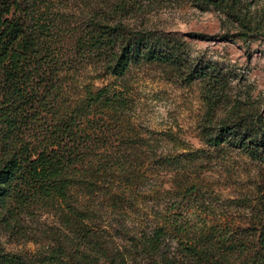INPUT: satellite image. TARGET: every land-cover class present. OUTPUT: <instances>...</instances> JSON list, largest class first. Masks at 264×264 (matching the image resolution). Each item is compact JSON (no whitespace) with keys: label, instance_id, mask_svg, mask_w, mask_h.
Masks as SVG:
<instances>
[{"label":"trees","instance_id":"trees-1","mask_svg":"<svg viewBox=\"0 0 264 264\" xmlns=\"http://www.w3.org/2000/svg\"><path fill=\"white\" fill-rule=\"evenodd\" d=\"M63 1L0 0V197H11L18 207H50L71 233L72 246L60 243L38 261L12 253L1 254L2 261L264 264V212L247 226L235 225L224 211L201 217L197 210L208 205L198 176L141 180L146 161L189 164L204 158L202 149L186 152L184 159L158 152V138L152 136L149 144L130 122L127 84L88 80L72 94L63 87L59 72L76 59L101 79L123 77L143 62L179 69L178 40L125 22L147 5L143 0H86V15L69 35L74 51L64 56L54 46L60 29L53 21L65 15L58 6ZM214 71L192 74L208 80L212 107L223 83ZM204 135L216 150L235 149L264 160V115H243L219 124L214 136ZM258 199L264 209V192ZM108 211L119 218L110 220V213L103 215Z\"/></svg>","mask_w":264,"mask_h":264},{"label":"rangeland","instance_id":"rangeland-1","mask_svg":"<svg viewBox=\"0 0 264 264\" xmlns=\"http://www.w3.org/2000/svg\"><path fill=\"white\" fill-rule=\"evenodd\" d=\"M63 2L58 6L65 15L56 16L53 21L60 29L54 46L65 56L74 51L69 35L86 15L88 3ZM143 3L147 5L135 10L125 22L134 28L170 33L181 48V68L164 62H143L131 66L123 77L106 75V79H101L93 78L97 71L76 59L71 67L59 72L63 87L72 94L88 80L127 84L133 104L130 122L145 132L149 144L151 137L156 136L157 151L178 155V159H184L185 153L193 150L202 149L204 153L203 159L189 164L181 161L169 167L154 159L146 161L140 170L144 175L141 180L153 183L152 180L180 179L183 173L198 176L195 180H201L203 205H208L197 210L201 217L224 211L235 225L256 222L264 212L258 202L264 192V160L235 149L216 150L207 142L204 132L214 136L221 123L247 114L264 115V0H143ZM190 31L201 35L190 36ZM205 68L219 72L223 82L213 107L208 100L212 91L210 87L211 91L207 89L208 80L192 75L193 70ZM109 218L119 216L110 213ZM70 238L71 233L50 207L39 203L18 207L11 197H0V264H5L1 257L5 253L38 261L60 243L67 242L70 248Z\"/></svg>","mask_w":264,"mask_h":264}]
</instances>
